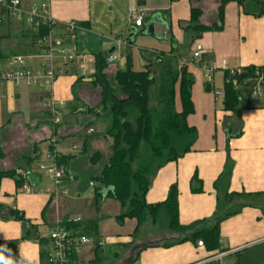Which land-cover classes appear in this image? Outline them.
Instances as JSON below:
<instances>
[{
  "label": "crops",
  "instance_id": "1",
  "mask_svg": "<svg viewBox=\"0 0 264 264\" xmlns=\"http://www.w3.org/2000/svg\"><path fill=\"white\" fill-rule=\"evenodd\" d=\"M222 1L178 0L169 6L155 4L152 6L155 11L144 26L135 31L128 23L123 28L116 22L122 4L127 11V0L110 3L108 14L94 12L91 0L49 2L51 16L58 21L60 34L64 33L63 25L70 21H76L80 27L74 38L67 42L69 46L76 47L77 59L65 67L66 74L59 76L54 84L55 99L66 102V108L61 113L62 121L59 125L53 123L45 90L28 86L25 82L14 84L0 80V144L6 153L3 168L24 165L27 161L23 159L25 155L38 156L37 163L33 165L35 168L44 158L39 144H45L48 151L52 147V139L56 141L58 153L70 156L64 192L58 199L44 192L52 184L40 173H35L30 181L35 189L33 194L17 188L13 179L4 178L1 182L0 245L18 257V264H41L42 246L37 238L24 239V225L21 221L9 218L8 209L22 211L26 219L35 225L40 237H45L42 229L50 231L59 218L68 219L73 224H87L96 220L99 237H91L93 243L79 250L76 260L80 264L91 263L98 253L102 257L103 247L110 243L131 245L133 250L130 254L135 249L137 253L142 250L138 257L139 264H192L209 255L204 247L193 243L162 247L165 240L173 237L166 226H163L167 230L166 234L141 237L143 226L140 233L135 235L137 221L127 219L123 224H118L116 218L121 214L122 206L110 197H104L97 204L94 214L75 212L76 218L69 215L66 197L68 186L77 189L79 198L87 191L95 198L94 178L101 175L103 161L108 160L111 154L109 141L99 131L101 125L104 129V122H98L94 115L87 112L101 103V91L92 84L95 80V55L103 52L108 53V56L119 57L108 68L109 74L113 75L117 68H126V56L128 53L132 56L133 49L137 52L140 66L142 64L139 69L133 64L135 70L142 71L150 65L151 70L157 72L161 68L157 62L161 61L162 65L173 63V67H176L177 61L182 63L186 60L187 69L195 83L192 88L195 113L188 117V123L196 128L197 141L187 155L160 168L150 181L147 202L159 204L165 201L170 189L176 184L182 225L212 220L218 208L221 213H226L244 205L239 213L221 222V247L228 254L226 264L232 259H236L237 264H264V85L263 96L257 98L243 89L240 104L233 111L224 110L223 96L225 72L264 67V16L246 15L236 3L228 2L223 7L221 31H208L199 37L192 31H185L192 7L202 12L201 24L207 27L221 25ZM21 2L25 10L35 3H32L33 0ZM41 2L46 3L47 0ZM155 14H160V19L153 27L155 35H145V24ZM7 23L6 31H0V54L9 58L15 54L27 57L36 53H21L24 47L22 43L26 44L21 30H28L27 26L17 21L19 27L14 30L11 21ZM101 28L108 32L105 33ZM141 33L148 36L150 41L137 45L136 40ZM131 35L133 37L128 38ZM118 38L122 42L128 38V46L118 43ZM199 43L204 47V62L217 66L212 85L205 82L200 66L191 63L192 58L187 59L184 55L186 45L192 53L194 46ZM161 53H164V57L155 62V57ZM98 123L102 124L99 126ZM89 129H95V132L90 134ZM76 138L80 143L74 140ZM76 145L78 148L73 152ZM83 148H87L86 151ZM97 153L103 158L93 161L92 157ZM228 162L231 175L228 181L219 182L217 191L215 183L227 169ZM195 174L204 185L201 194L192 192L190 181ZM223 193L248 194L250 198L246 202L233 199L229 204ZM85 216L86 219L83 218ZM71 232L75 234L73 230ZM89 255L91 259L88 263L82 261L87 260Z\"/></svg>",
  "mask_w": 264,
  "mask_h": 264
},
{
  "label": "trees",
  "instance_id": "2",
  "mask_svg": "<svg viewBox=\"0 0 264 264\" xmlns=\"http://www.w3.org/2000/svg\"><path fill=\"white\" fill-rule=\"evenodd\" d=\"M177 1L171 0V2ZM228 2L236 3L246 15L259 18L264 16V0H223L220 7L221 25L207 27L201 24L202 12L192 7L191 17L185 31H192L196 37L208 31H221L223 29V7ZM21 36L26 42V44L22 43L24 47L21 53L36 52L33 44L37 34L30 29H22ZM126 57L128 61L126 68H117L111 75L108 72L110 66L108 53L100 52L95 55V80L92 84L101 91V103L97 108H89L87 112L94 115L97 120L104 122L103 135L109 141L111 151L109 159L103 161V172L94 178L95 199L100 203L104 197H110L120 203L122 212L116 221L118 224H123L127 219H135L137 221L135 235L140 233L148 221L159 226L164 218L165 226L173 237L165 240L162 247L169 248L184 243H193L198 246L199 242H202L204 250L209 255L224 251L220 238L221 222L239 213L244 205H239L226 213H221L218 208L212 220L182 225L179 219V189L176 184L170 189L165 201L150 204L146 200L150 181L160 171V168L187 155L197 141V130L188 123V117L195 113L192 97V88L195 83L192 74L186 65L181 64V61L176 62V67H173V63L162 65L161 61L157 62L164 57V53L155 57L154 61L161 65L157 72L151 70L150 65L142 71L135 70L131 54L128 53ZM0 58L7 57L0 54ZM257 69L264 70V67L243 68V73L235 76H232L229 71L225 72L224 110L233 111L239 106L241 91L246 90L244 80L254 76ZM230 79L237 80L239 86H234ZM87 148H83V151ZM5 157V148L0 144V186L4 178H10L19 188L24 181L17 176L16 171L18 169L32 170L33 165L38 161V156L25 155L23 159L27 161L24 165L11 169L3 168ZM59 158L64 162L67 170L70 156L60 154ZM102 158L97 153L93 155L92 160H102ZM229 164L230 162L215 183L217 191L220 186L219 182L228 181L231 175ZM33 177L34 174L31 180ZM190 183L193 193H203L204 185L197 174L191 178ZM222 195L229 204L233 199L246 202L250 198L248 194L223 193ZM8 210L9 218L21 221L24 225V239H38L42 246L41 264H45L46 249L49 246L47 239L37 234L35 225L33 226L26 219L22 211ZM63 225L66 229L73 230L75 235L81 234L89 238L99 237L96 220L87 224H73L68 219H64ZM141 251L136 253L135 259L131 254L133 256L131 259L134 260L129 264L135 263ZM73 257L77 258L76 255ZM102 263L103 259L98 253L97 258L89 264Z\"/></svg>",
  "mask_w": 264,
  "mask_h": 264
},
{
  "label": "built area",
  "instance_id": "3",
  "mask_svg": "<svg viewBox=\"0 0 264 264\" xmlns=\"http://www.w3.org/2000/svg\"><path fill=\"white\" fill-rule=\"evenodd\" d=\"M39 5L34 3L29 9L25 10L21 0H0V25L5 24L13 19L26 25L28 29L37 34L33 46L36 53L27 57L15 55L9 58H0V80L10 81L19 84L25 82L28 86H35L47 92L46 102L53 123L59 125L62 121L61 113L66 108L65 101H57L54 97V84L59 76L65 75V67L72 64L77 58L76 47L69 46L68 41L74 38L79 24L76 21H70L63 25L64 33L58 31V21L51 16L50 2ZM112 3L117 0H104ZM153 0H127V19L130 28L137 30L144 26L150 14L155 11L153 7L148 6V2ZM141 2L145 4L142 5ZM141 4V5H140ZM42 32V34H41ZM120 44L128 46V38L124 42L120 38L116 40ZM204 47L201 43L196 44L192 51L191 63L200 66L203 71L204 80L207 84L212 85L217 66L214 63L204 62ZM38 57L40 64L38 69L32 67L34 58ZM108 63L112 64L119 59L116 55L108 56ZM187 61H182L185 66ZM232 76L242 74V70H230ZM231 80V79H230ZM229 81V80H228ZM247 91L254 97L263 96L264 70L257 69L254 76L245 80ZM234 86L238 87L239 82L232 79ZM93 134L94 129H89ZM54 144V145H53ZM56 141H52V147L46 152V162L39 163L36 170L25 171L18 169L17 176L23 179L20 187L23 191L33 194L35 189L32 187L30 180L35 173H44L45 177L52 183V186L45 190L58 199L64 192V181L67 176V170L64 162L59 158L60 153L56 151ZM78 146H74L73 152ZM92 185V183H91ZM41 191V190H39ZM49 246L47 247L45 264H80L73 255H77L79 250L85 246L91 245L93 239L85 235H75L63 225L60 218L50 229L47 237ZM199 247L203 248L202 242ZM227 252L220 251L214 255H208L205 259L192 262V264H226ZM19 259L16 255L0 245V264H18Z\"/></svg>",
  "mask_w": 264,
  "mask_h": 264
},
{
  "label": "rangeland",
  "instance_id": "4",
  "mask_svg": "<svg viewBox=\"0 0 264 264\" xmlns=\"http://www.w3.org/2000/svg\"><path fill=\"white\" fill-rule=\"evenodd\" d=\"M37 3V4H41L40 3V0H33L32 3ZM173 2H171V0H153V1H149L148 2V6L149 7H152L153 5H166V6H169V4H172ZM128 6V5H126ZM109 7H110V3H108L107 1H104V0H91V8L92 10H94V12H96L98 14V12H106L107 14L109 13ZM127 9V7H126ZM125 7H123V4H122V8H120V10L118 11V17L117 18V25L118 26H121V27H125L128 23V19H127V16L125 14ZM11 23L13 24L14 26V30L15 29H18L19 27V24H17V20L16 19H13L11 21ZM115 23V22H114ZM7 25L8 23L6 24H3L1 27H0V31H6V28H7ZM103 29V31L105 33H107L108 31L104 28H101ZM143 41H150V38L148 36H145L143 35L142 33L138 36L137 40H136V44L137 45H142L143 44ZM185 47V46H184ZM183 47V48H184ZM136 54L137 52L133 49L132 51V56L133 57V64H134V67L136 65V67L139 69L141 66H140V60H139V57H136ZM186 55V58L187 59H191L192 58V53H191V49L188 45H186V48H185V54ZM39 64H40V60L38 59V57H35L34 58V63L32 66L36 67L37 69L40 68L39 67ZM98 122H102V120H97ZM99 126L102 124L98 123ZM102 125L101 127H99V130L100 132H102V134L104 133V129H102ZM95 131V129H94ZM74 140H77L78 143H80V140H78V138L74 139ZM53 141V139H52ZM51 141V143H52ZM54 145V144H53ZM39 147H40V150L42 151V153L44 154V158H42V162L41 163H45L46 162V145L41 143L39 144ZM44 160V161H43ZM37 169V166L34 168L33 167V170H36ZM42 176L45 178V174L44 173H41ZM44 183H45V180H44ZM52 184V183H51ZM46 185V184H45ZM68 190H67V201H69L68 203V210H69V215L72 217V218H76V215H75V212H78L79 214H85V215H91V214H94L96 212V209H97V204H99L97 202V200L95 198H92L91 197V194L90 191H87L88 193H84L80 198L78 197V192H77V189H75L73 186L69 185L68 186ZM91 200V201H90ZM91 206V207H90ZM84 219H86V216L83 217ZM163 222L161 223V225L159 226H155L153 224H151L150 221H148V223H146L144 225V228L143 230L141 231L140 233V236H145V235H148L150 234L151 236H159V235H162V234H166L167 231L166 229L164 230L163 229V226L165 227V219L163 218L162 220ZM43 232H45V237L48 236V231L49 230H46V229H42ZM131 250H133V248H131V245H128L127 243L126 244H123V243H110V244H107L106 246L103 247L102 249V252H101V256L103 257V263L102 264H129L130 261H131V257L134 256V259H135V255L137 253V249L134 250V252L132 253L133 256H131L130 252ZM93 258V257H92ZM91 259V255L88 256L87 260H82L84 261L85 263H88L87 261ZM229 260V259H228ZM236 259H232V261H228V264H237ZM140 260L137 259L135 260V263L134 264H139Z\"/></svg>",
  "mask_w": 264,
  "mask_h": 264
},
{
  "label": "water",
  "instance_id": "5",
  "mask_svg": "<svg viewBox=\"0 0 264 264\" xmlns=\"http://www.w3.org/2000/svg\"><path fill=\"white\" fill-rule=\"evenodd\" d=\"M142 5H144L145 3L144 2H141ZM140 4V5H141ZM160 19V14H155L146 24H145V28H146V31H145V35H150V36H154L155 33H154V30L155 28L154 25L156 24V22ZM133 31L137 30L135 28H132ZM133 37L132 35L131 36H128V38H131ZM132 43V42H130ZM132 262V261H131Z\"/></svg>",
  "mask_w": 264,
  "mask_h": 264
}]
</instances>
